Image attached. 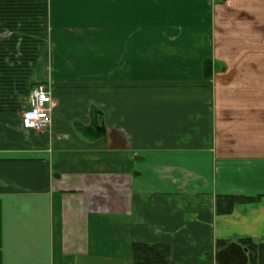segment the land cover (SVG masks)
I'll return each instance as SVG.
<instances>
[{
	"label": "crops",
	"instance_id": "0c3cea01",
	"mask_svg": "<svg viewBox=\"0 0 264 264\" xmlns=\"http://www.w3.org/2000/svg\"><path fill=\"white\" fill-rule=\"evenodd\" d=\"M260 117L264 0H0V264H133V243L239 264L264 246V154L235 152L264 147Z\"/></svg>",
	"mask_w": 264,
	"mask_h": 264
},
{
	"label": "trees",
	"instance_id": "16d2710c",
	"mask_svg": "<svg viewBox=\"0 0 264 264\" xmlns=\"http://www.w3.org/2000/svg\"><path fill=\"white\" fill-rule=\"evenodd\" d=\"M258 199H260V197L217 195L215 199V211L218 215L230 214L236 205L255 203ZM221 244L222 242L217 243L218 250ZM232 246L236 247L235 249L241 255V261L239 264H264L263 245L254 243L249 239H243L240 240L238 245ZM131 251L133 264H171L170 248L166 245L133 243ZM220 252L221 251H218V256L220 255ZM218 261L219 264H224L223 256L218 259Z\"/></svg>",
	"mask_w": 264,
	"mask_h": 264
},
{
	"label": "built area",
	"instance_id": "2783aa9c",
	"mask_svg": "<svg viewBox=\"0 0 264 264\" xmlns=\"http://www.w3.org/2000/svg\"><path fill=\"white\" fill-rule=\"evenodd\" d=\"M53 97L44 85L31 89L27 105L19 113L20 125L25 130L40 131L51 124Z\"/></svg>",
	"mask_w": 264,
	"mask_h": 264
},
{
	"label": "rangeland",
	"instance_id": "374dc122",
	"mask_svg": "<svg viewBox=\"0 0 264 264\" xmlns=\"http://www.w3.org/2000/svg\"><path fill=\"white\" fill-rule=\"evenodd\" d=\"M235 118V117H234ZM254 121H255V123H259L260 122V120L259 119H257L256 117H251ZM241 119H243V122L245 121V117H237V120L239 121V120H241ZM260 119H264V117H260ZM235 121H236V119H234ZM238 125H239V123H238ZM237 129H239V128H237ZM239 130H241V129H239ZM260 144H263L264 145V141H261V142H259ZM255 145L256 144H254V145H252V146H249V147H240V148H237L236 150H235V152H240V153H246V152H249V154H264V147H261V146H257V147H255ZM253 154V155H254ZM91 248L94 250V249H96V250H99L100 249V247H99V245H97V244H93V243H91ZM106 255H107V257H106V259H105V262H106V264H108L110 261H112L113 259H114V257H112V255L113 254H115L116 255V251H115V249H111V248H109V246L108 245H105V248H103V250H102ZM115 251V252H114ZM117 254H120L119 252L117 253Z\"/></svg>",
	"mask_w": 264,
	"mask_h": 264
},
{
	"label": "flooded vegetation",
	"instance_id": "af4514ba",
	"mask_svg": "<svg viewBox=\"0 0 264 264\" xmlns=\"http://www.w3.org/2000/svg\"><path fill=\"white\" fill-rule=\"evenodd\" d=\"M237 258H239L235 253H231L230 255H226L225 257V261L227 263H232L234 260H236Z\"/></svg>",
	"mask_w": 264,
	"mask_h": 264
},
{
	"label": "water",
	"instance_id": "95a60500",
	"mask_svg": "<svg viewBox=\"0 0 264 264\" xmlns=\"http://www.w3.org/2000/svg\"><path fill=\"white\" fill-rule=\"evenodd\" d=\"M231 254V253H230ZM229 255V254H228Z\"/></svg>",
	"mask_w": 264,
	"mask_h": 264
}]
</instances>
